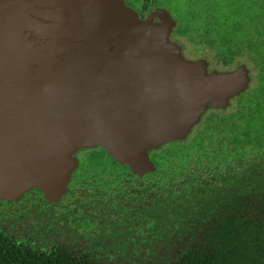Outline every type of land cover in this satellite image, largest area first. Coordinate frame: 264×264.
<instances>
[{
	"label": "water",
	"instance_id": "obj_1",
	"mask_svg": "<svg viewBox=\"0 0 264 264\" xmlns=\"http://www.w3.org/2000/svg\"><path fill=\"white\" fill-rule=\"evenodd\" d=\"M124 0H0V200L59 195L80 147L137 161L248 85Z\"/></svg>",
	"mask_w": 264,
	"mask_h": 264
},
{
	"label": "flooded vegetation",
	"instance_id": "obj_2",
	"mask_svg": "<svg viewBox=\"0 0 264 264\" xmlns=\"http://www.w3.org/2000/svg\"><path fill=\"white\" fill-rule=\"evenodd\" d=\"M129 6L138 13L167 10L157 0ZM175 26L174 21L170 35L185 37L172 33ZM248 30L242 31L249 40L234 47L229 41L225 52L185 37L212 51L221 70L241 67L251 80L221 103L207 106L182 137L149 147L139 160L129 162L98 144L80 147L70 155L73 165L59 195L32 187L1 199L0 264H56L61 259L187 264L192 256L186 253L187 244L201 240L203 218L215 205L264 195V135L257 138L246 125H236L250 116L253 121L257 103L251 105L252 99L264 85V58L253 60L246 53L251 48L247 52L264 57L263 48L257 47L258 34ZM213 129L218 132L215 143H193L201 132Z\"/></svg>",
	"mask_w": 264,
	"mask_h": 264
},
{
	"label": "rangeland",
	"instance_id": "obj_3",
	"mask_svg": "<svg viewBox=\"0 0 264 264\" xmlns=\"http://www.w3.org/2000/svg\"><path fill=\"white\" fill-rule=\"evenodd\" d=\"M124 1L134 7H138L141 2V0ZM157 3L160 6H165L175 21L176 26L172 33L183 34L185 37L198 40L199 44L205 48L209 46L216 48L218 52H225L228 46L230 48L229 41L234 42L231 44L234 47L238 43L243 44L245 38V41L250 39L242 31L248 28L250 29L248 30L249 34L254 36L258 34L261 44L257 43V47L263 48L261 54L264 56V0H157ZM255 14L257 16H254ZM255 19H261L262 23L254 25ZM204 32L206 35L203 36ZM224 44L228 46H224ZM242 47L248 49L245 43ZM247 51H251V48ZM247 51L246 53L251 56V59L254 57L253 60L264 58L260 54ZM239 59L244 60L241 57ZM254 95L251 105H256V103L257 105L253 121L250 116L244 122H236V125H246L249 131L259 138L264 135V85ZM214 130L201 132L199 137L193 138V143L200 141L215 143L218 139V132ZM191 142L192 140L189 143L191 144Z\"/></svg>",
	"mask_w": 264,
	"mask_h": 264
},
{
	"label": "trees",
	"instance_id": "obj_4",
	"mask_svg": "<svg viewBox=\"0 0 264 264\" xmlns=\"http://www.w3.org/2000/svg\"><path fill=\"white\" fill-rule=\"evenodd\" d=\"M231 204L215 205L203 218L201 240L187 244V264H264V195Z\"/></svg>",
	"mask_w": 264,
	"mask_h": 264
}]
</instances>
